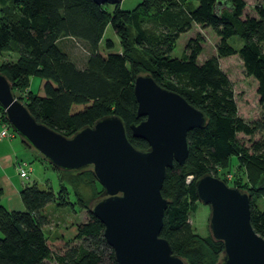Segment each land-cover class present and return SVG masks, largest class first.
<instances>
[{"label":"trees","instance_id":"1","mask_svg":"<svg viewBox=\"0 0 264 264\" xmlns=\"http://www.w3.org/2000/svg\"><path fill=\"white\" fill-rule=\"evenodd\" d=\"M118 5L108 10L107 4L92 0H0V54L15 55L0 62V73L13 94L26 92L24 103L20 101L36 121L65 137L114 114L122 120L129 142L145 149L146 142L132 137L128 128L141 120L135 113L132 83L142 73L202 111L204 125L186 133L184 164L173 162L166 169L160 192L168 203L159 236L188 264H215L221 242L209 234L194 235L188 215L199 202L195 179L204 173L217 177L216 165L229 167L234 157L245 166L248 181L230 185L247 191L250 226L264 237V208L252 201L253 193L264 199V106L251 122L238 117L230 83L218 66V58L236 54L244 74L256 81L259 103H264V7L256 5L255 15H247L243 0H139L131 9ZM192 23L216 37L214 55L200 62L199 35L187 39L179 56H171L175 41ZM107 26L118 39L117 47L104 36ZM234 37L241 43L237 49L227 43ZM66 39L86 50L82 66L61 46ZM32 77L38 79L35 92L27 89ZM0 120H5L1 108ZM260 132L262 138L248 147L235 136ZM54 170L71 187L74 200L66 199L63 182L54 193L32 181L19 190L23 210L0 205V264H116L102 236L103 225L88 209L101 191L90 168ZM48 203L85 210L86 220L76 224L71 237L76 244L58 238L62 250L52 247L53 240L42 229L48 220L41 210Z\"/></svg>","mask_w":264,"mask_h":264},{"label":"water","instance_id":"2","mask_svg":"<svg viewBox=\"0 0 264 264\" xmlns=\"http://www.w3.org/2000/svg\"><path fill=\"white\" fill-rule=\"evenodd\" d=\"M92 1L115 5L121 0ZM132 88L141 120L128 128L132 137L146 142L145 149L129 142L122 120L114 114L95 119L69 137L55 132L35 120L1 73L0 108L20 141L51 167L90 168L101 191L88 209L103 225L102 236L116 264H188L159 236L168 203L160 189L166 169L173 162L184 164L187 131L203 126L205 116L147 73L137 74ZM194 190L199 203L208 206L210 237L222 244L215 264H264V237L250 226L247 191L208 173L195 179Z\"/></svg>","mask_w":264,"mask_h":264},{"label":"rangeland","instance_id":"3","mask_svg":"<svg viewBox=\"0 0 264 264\" xmlns=\"http://www.w3.org/2000/svg\"><path fill=\"white\" fill-rule=\"evenodd\" d=\"M138 1L139 0H121L118 7L121 9H131ZM243 1L245 3L244 14L247 15H255L253 8L256 5H261L264 7V0ZM113 7V5L107 6L108 10H112ZM195 35H199L201 38V52L197 57V61L200 62L204 58L214 55V47L216 43V37L214 33L208 28L201 29L198 27L187 31V33L180 34V36L175 41L174 47L171 51V56H179L181 51H183L187 39L193 38ZM104 36L110 38L112 42H116L115 45L116 47L118 46V39L110 27H106ZM227 43L235 47V49H237L241 44L240 41L235 37L234 39H228ZM61 46L73 60V62L78 67H80L87 55L84 47L79 42L72 39L62 40ZM14 58L15 55L12 52H3L0 54V62L2 60H13ZM218 66L222 72L225 73L230 83L237 116L245 122H251L257 119L261 114L264 103L262 105L259 103L258 96L255 91L256 81L244 74L241 61L237 55L234 54L227 57L218 58ZM37 84L38 79L36 77H32L30 79V86L27 89L35 92ZM14 94L21 101L26 99L25 91L22 93L14 91ZM235 136L242 146L248 147L251 142L261 139L263 132L254 133L250 136L237 133ZM13 140L16 143L19 162H26L30 167V171L27 175L28 179H21L24 184H30L32 181H34L39 189H46L49 187L54 193H56L61 182H63L67 188L66 199L72 202L74 200L72 189L63 181L61 174L52 169L46 161L40 159L38 154L33 149L27 147L24 143H21L19 137L16 134ZM231 160L232 163L230 166L228 165L229 167L226 165H216V176L223 180L227 186H231L230 180L225 179L227 174L231 175V180L234 182L236 181L237 183H241L248 181L245 166L240 165L241 163L237 159H234V157H232ZM187 177L191 179V176ZM8 201L9 200L7 198H3L1 199L0 203L6 207V205H9ZM252 201L258 206L259 209L264 208V199L259 197L256 193L252 194ZM208 211L209 209L207 205H202L198 202L196 204L195 211L189 213L188 215V223L192 233L201 238L206 237L209 234L207 227ZM41 214L47 217L48 223L43 226L42 229L44 233L51 240H53L52 247L55 250H62L63 248V245L58 243V238L70 241L71 244H76L78 242L72 240L71 237L74 234L76 224L86 220L87 215L85 210L78 209V207L75 205L72 208H70L68 205L56 207L53 203H48L42 208ZM43 264L53 263L46 261Z\"/></svg>","mask_w":264,"mask_h":264},{"label":"crops","instance_id":"4","mask_svg":"<svg viewBox=\"0 0 264 264\" xmlns=\"http://www.w3.org/2000/svg\"><path fill=\"white\" fill-rule=\"evenodd\" d=\"M188 5L193 6L194 2H188ZM193 28H198V26L192 23L189 30ZM112 43L116 47V42ZM14 137L0 140V201L3 198H7L9 205H6L5 208L20 211L23 210V204L19 197V190L25 184L21 180L22 178L18 176L15 168V163L19 161V157L17 156L18 151L16 149V143L13 140ZM0 205L2 204L0 203Z\"/></svg>","mask_w":264,"mask_h":264},{"label":"built area","instance_id":"5","mask_svg":"<svg viewBox=\"0 0 264 264\" xmlns=\"http://www.w3.org/2000/svg\"><path fill=\"white\" fill-rule=\"evenodd\" d=\"M12 138L14 137V132L10 129L9 124L6 120H0V140L5 138ZM15 168L17 170L18 176L22 179H28L27 175L30 171V167L26 162H16ZM27 168V169H25ZM190 178L187 177V181H189ZM225 179L230 180L232 182V178L230 174H227L225 176Z\"/></svg>","mask_w":264,"mask_h":264}]
</instances>
